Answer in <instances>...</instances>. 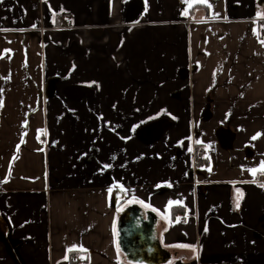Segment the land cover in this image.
<instances>
[{"label":"crops","instance_id":"0c3cea01","mask_svg":"<svg viewBox=\"0 0 264 264\" xmlns=\"http://www.w3.org/2000/svg\"><path fill=\"white\" fill-rule=\"evenodd\" d=\"M257 13L0 0V264H264ZM134 207L153 221L137 249L119 226Z\"/></svg>","mask_w":264,"mask_h":264},{"label":"water","instance_id":"95a60500","mask_svg":"<svg viewBox=\"0 0 264 264\" xmlns=\"http://www.w3.org/2000/svg\"><path fill=\"white\" fill-rule=\"evenodd\" d=\"M261 2L264 3V0H261ZM149 214L155 217L153 212H149ZM139 220H142L140 207H134L124 211L119 219L120 228H128L129 230L128 233H123V244L126 245L127 243V245H130L133 243L136 245H133L135 246V248L133 247L134 249H137V246L140 245V241H149L148 236H150V233L152 234L153 231V221L140 224L138 223ZM127 221L128 223L126 224Z\"/></svg>","mask_w":264,"mask_h":264},{"label":"snow or ice","instance_id":"6c2138e0","mask_svg":"<svg viewBox=\"0 0 264 264\" xmlns=\"http://www.w3.org/2000/svg\"><path fill=\"white\" fill-rule=\"evenodd\" d=\"M200 2H202V3H205V4H207V0H200ZM208 7H211V5L209 4V5H207ZM185 15H187V12L185 11V13H184ZM261 15H264V14H261V13H257V16H261ZM262 42H264V41H262ZM0 106H2V101H0ZM260 134L258 133L256 136H254V137H252V139H256V138H258V136H259ZM105 167H107V165L105 166ZM248 171L253 175V177H254V179H253V183H255L256 181H255V177H256V175L257 174H264V161H262L261 163H260V165H259V167L258 168H252V169H248ZM260 187H264V184H261V185H259ZM242 197H243V193H241L240 192V190L239 189H237V197H236V207L237 208H239V206H240V200L242 199ZM170 204L171 203H179V202H169ZM177 220H179V218H177ZM205 231H207V226H205ZM183 247H188V248H191L193 251H195V246L194 245H182Z\"/></svg>","mask_w":264,"mask_h":264},{"label":"built area","instance_id":"2783aa9c","mask_svg":"<svg viewBox=\"0 0 264 264\" xmlns=\"http://www.w3.org/2000/svg\"><path fill=\"white\" fill-rule=\"evenodd\" d=\"M60 20L63 22V25L64 27H67L69 28L71 25H72V20L71 18H67V17H64V16H61L60 17ZM261 28H260V32H259V38L264 41V19L262 20V23H261ZM195 156H196V159H202L204 158V156H206V150L203 149V148H200L198 149L196 152H195ZM74 260H76L77 262H83L84 261V257L82 255H76L73 257Z\"/></svg>","mask_w":264,"mask_h":264},{"label":"flooded vegetation","instance_id":"af4514ba","mask_svg":"<svg viewBox=\"0 0 264 264\" xmlns=\"http://www.w3.org/2000/svg\"><path fill=\"white\" fill-rule=\"evenodd\" d=\"M128 223V221L126 222V224Z\"/></svg>","mask_w":264,"mask_h":264},{"label":"trees","instance_id":"16d2710c","mask_svg":"<svg viewBox=\"0 0 264 264\" xmlns=\"http://www.w3.org/2000/svg\"><path fill=\"white\" fill-rule=\"evenodd\" d=\"M74 254H72L71 256H73Z\"/></svg>","mask_w":264,"mask_h":264}]
</instances>
